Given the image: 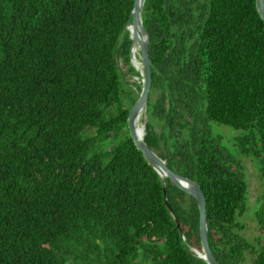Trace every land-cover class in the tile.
I'll list each match as a JSON object with an SVG mask.
<instances>
[{
  "label": "trees",
  "instance_id": "1",
  "mask_svg": "<svg viewBox=\"0 0 264 264\" xmlns=\"http://www.w3.org/2000/svg\"><path fill=\"white\" fill-rule=\"evenodd\" d=\"M134 0H0V264H209L196 198L137 148L126 79ZM152 86L144 139L207 200L219 264H264L239 219L249 184L214 132L264 185V20L256 0H145ZM155 121L160 124L157 128Z\"/></svg>",
  "mask_w": 264,
  "mask_h": 264
},
{
  "label": "water",
  "instance_id": "2",
  "mask_svg": "<svg viewBox=\"0 0 264 264\" xmlns=\"http://www.w3.org/2000/svg\"><path fill=\"white\" fill-rule=\"evenodd\" d=\"M144 3L145 0H134L132 11L125 25V28L129 30L130 38L132 40L130 46V61L134 68L137 69L142 76V88L140 95L129 110V132L137 148L144 154L148 162L153 165V167L162 176L165 201L171 213L177 220L178 225L179 222L177 216L175 215L173 208L167 199V178H170L179 188L185 190L196 198L200 210V236L202 250L194 247L192 249L197 253L198 256L204 258L209 264H219L210 245L208 235L209 226L207 218V200L201 185L196 180L180 175L171 169L168 166L167 161L149 147L144 139V136L141 137V135H139L136 127V120L141 110L145 107L147 111L149 94L152 86V69L149 53L150 35L143 23ZM256 4L257 9L264 20V0H256ZM136 41L139 42L141 60L140 69H138L133 62L132 47ZM144 126H146V121Z\"/></svg>",
  "mask_w": 264,
  "mask_h": 264
},
{
  "label": "rangeland",
  "instance_id": "3",
  "mask_svg": "<svg viewBox=\"0 0 264 264\" xmlns=\"http://www.w3.org/2000/svg\"><path fill=\"white\" fill-rule=\"evenodd\" d=\"M140 58V52L138 54ZM132 65V64H131ZM120 67L123 71L127 73V80L132 84L136 91H139L137 84H142V76L140 72L138 74H133L128 72V66L120 61ZM148 106L147 111L142 117V122L148 120ZM157 128H160V124L155 121ZM214 132L222 137L223 144L229 148V150L237 157L241 162L243 171L246 174V179L249 184L248 192V210L239 219L243 226V234L253 243L257 244L259 239L262 238L263 233L256 219V210L259 205L260 195L264 192V185L260 178V163L255 157H246L242 155L237 147V139L241 137L245 132L241 129H235L223 124H214ZM246 264H252L251 259L248 256Z\"/></svg>",
  "mask_w": 264,
  "mask_h": 264
},
{
  "label": "bare ground",
  "instance_id": "4",
  "mask_svg": "<svg viewBox=\"0 0 264 264\" xmlns=\"http://www.w3.org/2000/svg\"><path fill=\"white\" fill-rule=\"evenodd\" d=\"M132 52H133V62L135 64V66L140 69L141 68V60L138 56L140 49H139V42L136 41L135 44L132 47ZM146 112L145 107L141 110V112L139 113V116L136 120V127L138 130L139 135H141V137H143L145 135V126L142 122V117L144 116Z\"/></svg>",
  "mask_w": 264,
  "mask_h": 264
}]
</instances>
